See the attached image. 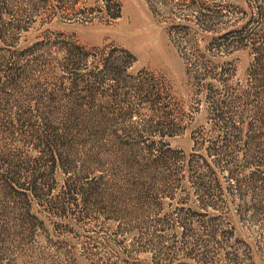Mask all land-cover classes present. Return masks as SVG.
Returning a JSON list of instances; mask_svg holds the SVG:
<instances>
[{
	"label": "rangeland",
	"instance_id": "obj_1",
	"mask_svg": "<svg viewBox=\"0 0 264 264\" xmlns=\"http://www.w3.org/2000/svg\"><path fill=\"white\" fill-rule=\"evenodd\" d=\"M198 4L0 0V264H264V0Z\"/></svg>",
	"mask_w": 264,
	"mask_h": 264
},
{
	"label": "trees",
	"instance_id": "obj_2",
	"mask_svg": "<svg viewBox=\"0 0 264 264\" xmlns=\"http://www.w3.org/2000/svg\"><path fill=\"white\" fill-rule=\"evenodd\" d=\"M191 1L192 5H199L198 4V0H188ZM216 2V0H213ZM146 2L149 4L150 8L152 9L153 12H156V8L160 7V8H166L170 2V0H146ZM216 5L208 6V7H204L200 6L203 10L201 11L200 15L198 16V19L201 21V23L206 24L210 23L212 21H218L222 15L223 12V5L221 3H213ZM213 7H217V8H213ZM157 8V9H158ZM219 24V23H217ZM208 26V25H207ZM247 34V33H246ZM249 35H244L243 37H240V39H237L236 43L234 44H240L244 47H249ZM239 40V41H238ZM228 42V41H226ZM233 44H224L225 47H230ZM254 51L255 54V60L254 63H256L258 69H260V71L263 70L264 64L262 63V60H264V55H262V53L264 52L262 48H253L252 49ZM132 66L131 62H126L125 63V68L129 69ZM252 78L251 74H250V79ZM160 154V155H159ZM156 157L157 160L154 161L155 165L152 166L151 168H155L154 170L158 171V163L159 161H162L163 159L166 158L164 153H159ZM130 158H133V161L131 162L130 159H127L126 162H124L123 164V172L127 171V175L126 178H128L127 180H130L128 183L130 184V186H132V188L129 189H124L125 192H131L133 194H135V200L136 201H140L144 198H150L151 197V192L152 190L149 189L148 187H146V180L155 178V174L157 172L154 173H150L147 172V169H144L141 165L138 164V162L136 161V157L135 156H129ZM189 162H187L188 164ZM210 165H206L207 168L210 169L209 167ZM141 168V169H140ZM150 168V167H149ZM142 170V171H141ZM159 174H156V177ZM201 175L196 177V180H200L202 179L200 177ZM199 189V191L203 194V197H205V200L203 201L202 205V209L207 210L209 208H217L216 202H211V200L209 199V197H214L215 195L213 193L220 191L219 185H217L216 183H211L210 186L205 185L204 183H200L199 186L197 187ZM150 193H149V192ZM208 196V197H207ZM210 200V201H209ZM237 257L234 258H230L228 259V262L230 263H237ZM227 261V258H226Z\"/></svg>",
	"mask_w": 264,
	"mask_h": 264
}]
</instances>
